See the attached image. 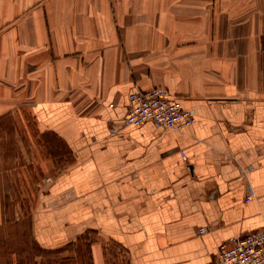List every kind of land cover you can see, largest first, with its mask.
Listing matches in <instances>:
<instances>
[{
    "label": "crops",
    "instance_id": "1",
    "mask_svg": "<svg viewBox=\"0 0 264 264\" xmlns=\"http://www.w3.org/2000/svg\"><path fill=\"white\" fill-rule=\"evenodd\" d=\"M154 87L193 124H124ZM25 111L72 155L32 216L43 248L86 243L67 264H210L264 226V0H0V126Z\"/></svg>",
    "mask_w": 264,
    "mask_h": 264
},
{
    "label": "rangeland",
    "instance_id": "2",
    "mask_svg": "<svg viewBox=\"0 0 264 264\" xmlns=\"http://www.w3.org/2000/svg\"><path fill=\"white\" fill-rule=\"evenodd\" d=\"M0 126V156L5 196L6 237L0 238V258L11 264H67L87 256V245L60 252L43 248L34 238L32 216L47 185L71 161L66 144L52 140L37 126L30 111ZM5 253V254H4Z\"/></svg>",
    "mask_w": 264,
    "mask_h": 264
},
{
    "label": "built area",
    "instance_id": "3",
    "mask_svg": "<svg viewBox=\"0 0 264 264\" xmlns=\"http://www.w3.org/2000/svg\"><path fill=\"white\" fill-rule=\"evenodd\" d=\"M194 121L193 111L184 108L167 88H136L127 95L123 117L126 125L138 127L152 122L161 128L180 131ZM205 231L206 228H199L200 233ZM210 264H264V226L223 240Z\"/></svg>",
    "mask_w": 264,
    "mask_h": 264
}]
</instances>
